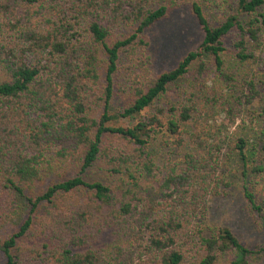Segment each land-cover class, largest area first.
<instances>
[{"label": "trees", "instance_id": "1", "mask_svg": "<svg viewBox=\"0 0 264 264\" xmlns=\"http://www.w3.org/2000/svg\"><path fill=\"white\" fill-rule=\"evenodd\" d=\"M210 2L0 0L2 264H251L256 252L231 229L204 235L200 225L208 199L226 195L230 158L246 167V142L220 153L200 137L216 116L233 125L249 107L264 117V81L254 76L264 69V0H233L216 25L204 14ZM184 4L202 42L142 80L145 34ZM231 35L236 65L227 70ZM187 76L199 90L160 103ZM117 82L128 103L113 111ZM158 134L177 162L154 158ZM243 195L262 211L247 188ZM18 198L26 213L6 232Z\"/></svg>", "mask_w": 264, "mask_h": 264}, {"label": "rangeland", "instance_id": "2", "mask_svg": "<svg viewBox=\"0 0 264 264\" xmlns=\"http://www.w3.org/2000/svg\"><path fill=\"white\" fill-rule=\"evenodd\" d=\"M210 1L206 5L204 14L211 25H216L224 20L226 15L232 12V8H234L233 0ZM145 35L148 37L149 45L143 49V54L147 59L145 64L140 66L142 69L140 77H142V80L147 79V82H151L161 73L173 69L188 51L198 49L203 39L201 27L185 4L170 11L165 19L154 25ZM232 39L233 35L225 40L227 51L224 53V61L227 70H232L236 65L231 51ZM259 51L262 52L261 47ZM206 59L208 58L206 57ZM253 70L251 68L249 72H253ZM236 72L241 75L244 74L242 69ZM254 76L256 79L264 81V69L259 66ZM208 79L215 80L213 75H210ZM120 83L123 84L122 81ZM117 85L119 88H117V91L115 90L116 94L111 102V110L113 111L122 109L128 103L125 95L122 94V91H119V82H117ZM200 86L194 83L190 76H187L170 85L160 103L166 104L179 99V95L183 90L197 92ZM183 96L185 98V95ZM199 97L200 94L194 101ZM182 100L183 97L179 102ZM243 109L241 116L233 125L226 123L222 116H216L214 120L210 121L206 120L205 113L203 115L204 121L208 122V128L204 129L200 139L215 149L219 148L220 153H224L232 146L231 142H235L237 138H242L247 145L248 163L243 168L235 155H232L233 157L228 162L230 182L229 187L225 189L226 195L214 196L208 199L206 214L203 220L200 221V225L203 228L204 235L214 234L220 227H228L242 245L256 252L250 259V263L264 264V220H262V217L264 218V208L260 213L256 212L243 195V189L247 188L253 195L254 202L261 207L264 206V117H253L249 107ZM253 110L261 112L260 106H255ZM120 121L124 126L131 125L134 122V120ZM183 129L189 134L190 130L188 128ZM167 138L169 139L167 135L158 134L151 144L154 158L159 160L162 165L173 164L178 161L176 158L180 157L179 152H174L172 148L168 147L166 144ZM258 166H261V172L254 171ZM92 170L95 175L100 173L98 166H95ZM73 173L62 175V177L73 176ZM41 183L38 184L36 189L45 188L44 183L42 181ZM25 213L24 200L18 198L16 207L9 219L10 225L5 228L6 232H13L15 224L23 218ZM3 235L1 234V236ZM2 262L3 257L0 252V264Z\"/></svg>", "mask_w": 264, "mask_h": 264}]
</instances>
